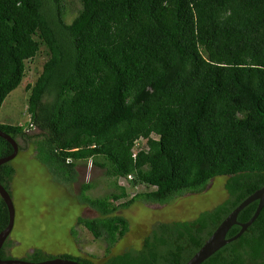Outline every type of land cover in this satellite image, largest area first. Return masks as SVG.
Listing matches in <instances>:
<instances>
[{
	"label": "trees",
	"instance_id": "16d2710c",
	"mask_svg": "<svg viewBox=\"0 0 264 264\" xmlns=\"http://www.w3.org/2000/svg\"><path fill=\"white\" fill-rule=\"evenodd\" d=\"M78 3L67 22L65 0H0V106L20 84L25 61L40 44L48 50L26 85L29 122L0 129L16 139L31 137L28 124L38 127L35 157L65 182L75 180L79 160L107 161L116 190L84 195L100 216L76 220L105 240L101 264H184L242 199L264 186V0ZM11 152L0 137V156ZM13 171L9 161L0 165L6 189ZM127 175L125 184L117 182ZM218 175L226 176L223 200L191 219L159 221L139 248L109 254L128 230V220L114 214L118 208L136 198L164 203L196 193ZM132 185L153 188L115 203ZM256 204L237 220L247 221ZM7 220L0 198V229ZM238 230L233 224L226 237ZM53 256L98 264L39 248L28 260ZM200 264H264V205L239 237Z\"/></svg>",
	"mask_w": 264,
	"mask_h": 264
},
{
	"label": "rangeland",
	"instance_id": "374dc122",
	"mask_svg": "<svg viewBox=\"0 0 264 264\" xmlns=\"http://www.w3.org/2000/svg\"><path fill=\"white\" fill-rule=\"evenodd\" d=\"M65 3V20L68 22L79 3L78 0H65ZM47 58V47L40 44L37 54L25 61V73L20 84L4 98L0 106V123L29 122L26 85L34 82ZM25 129L31 137L16 138L18 152L9 161L14 169L8 181L14 217L3 247L5 255L28 259L32 249L39 248L47 254L69 253L101 264L107 254L105 240L95 238L83 225L77 224L76 220L79 216H100L84 200V195L98 197L116 190L115 180L107 172V161L105 166H99L89 160H79L75 167V180L65 182L59 174L35 157L34 138L41 130L33 123L28 124ZM97 159L104 163L103 158ZM225 179L226 176L223 175L215 176L208 180L201 191H185L164 203L136 198L129 206L118 208L114 214L122 215L128 220V230L109 247V254L139 248L144 236L159 221L191 219L199 211L220 202L227 196ZM85 183H89L90 187L83 189ZM152 188L143 185L127 186V195L115 203Z\"/></svg>",
	"mask_w": 264,
	"mask_h": 264
},
{
	"label": "water",
	"instance_id": "95a60500",
	"mask_svg": "<svg viewBox=\"0 0 264 264\" xmlns=\"http://www.w3.org/2000/svg\"><path fill=\"white\" fill-rule=\"evenodd\" d=\"M0 137H3L7 142L10 143L12 147V152L8 155L0 156V165L6 163L13 159L18 152V143L15 138L11 135L5 133L0 129ZM0 198L4 202L7 213L8 220L7 224L0 229V249L7 238L13 223L14 217V207L11 199V195L1 183H0ZM257 201L255 210L251 217L244 222L237 220V215L241 209H243L249 203ZM264 205V186L257 188L244 199H242L215 227L211 234L206 238L203 244L193 253V255L184 264H200L203 260L209 257L212 253L218 250L224 244L239 237L244 230L254 221L260 212L262 206ZM239 225V230L230 237H226L228 229L233 225ZM0 264H84L80 261L71 258H65L62 256H53L50 258L32 261L22 258H13L0 256Z\"/></svg>",
	"mask_w": 264,
	"mask_h": 264
},
{
	"label": "built area",
	"instance_id": "2783aa9c",
	"mask_svg": "<svg viewBox=\"0 0 264 264\" xmlns=\"http://www.w3.org/2000/svg\"><path fill=\"white\" fill-rule=\"evenodd\" d=\"M132 176L131 175H127V176H118L117 178V182L119 184H125ZM138 186V185H136Z\"/></svg>",
	"mask_w": 264,
	"mask_h": 264
},
{
	"label": "flooded vegetation",
	"instance_id": "af4514ba",
	"mask_svg": "<svg viewBox=\"0 0 264 264\" xmlns=\"http://www.w3.org/2000/svg\"><path fill=\"white\" fill-rule=\"evenodd\" d=\"M8 192H9V190H8Z\"/></svg>",
	"mask_w": 264,
	"mask_h": 264
}]
</instances>
